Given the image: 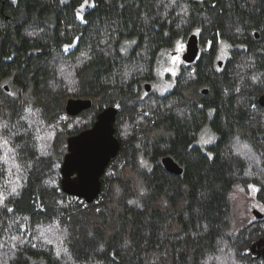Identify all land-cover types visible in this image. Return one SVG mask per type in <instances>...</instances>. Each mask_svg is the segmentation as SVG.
I'll use <instances>...</instances> for the list:
<instances>
[{
    "label": "trees",
    "instance_id": "trees-1",
    "mask_svg": "<svg viewBox=\"0 0 264 264\" xmlns=\"http://www.w3.org/2000/svg\"><path fill=\"white\" fill-rule=\"evenodd\" d=\"M193 34L199 63L143 98ZM262 97L264 0H0V264H264V219L228 232L236 185L264 208ZM111 106L121 148L87 204L61 188L67 141Z\"/></svg>",
    "mask_w": 264,
    "mask_h": 264
},
{
    "label": "water",
    "instance_id": "water-1",
    "mask_svg": "<svg viewBox=\"0 0 264 264\" xmlns=\"http://www.w3.org/2000/svg\"><path fill=\"white\" fill-rule=\"evenodd\" d=\"M199 53V37L193 34L187 40L183 60L192 64ZM219 63L223 64L222 61ZM6 89L8 90L7 87ZM146 90L150 92L151 85H146ZM260 103L264 106V97L260 99ZM91 108V100L70 99L66 112L70 117H78ZM118 113L119 110L114 106L106 108L98 114L91 128L68 139L67 154L61 168V188L65 194L82 199L87 204H93L100 196L105 171L121 148L116 136ZM162 164L171 174H183V168L171 157L163 158ZM253 215L257 220L264 219V213L257 209L253 210Z\"/></svg>",
    "mask_w": 264,
    "mask_h": 264
},
{
    "label": "flooded vegetation",
    "instance_id": "flooded-vegetation-1",
    "mask_svg": "<svg viewBox=\"0 0 264 264\" xmlns=\"http://www.w3.org/2000/svg\"><path fill=\"white\" fill-rule=\"evenodd\" d=\"M254 37L255 38H259V35L257 33H254ZM186 43H187V41L178 42V44L176 45L175 50L169 51L167 56H166V58H165V60H164V67L162 69L163 71L167 67V64L169 65L170 62H172L174 59H178V63L179 64L177 65V68L174 70V72H170L169 70L167 72H162L161 70L159 71L161 63H160V60L158 61L159 62L158 63V69H157L156 74L154 76V80L152 82L146 83L144 85V90H143V93H142L143 98H147V97H150L152 95L166 96L167 94H170L175 89V87H176V78L182 72V70L184 68L195 67L196 64L199 63V60L201 59V57H202V55L204 53L203 45L201 43L199 44L200 53H199V56L196 59V61L194 63H192V64H189V63H186L183 60V56H184V54L186 52ZM179 46H180V48H182L181 50H179ZM210 50H211V48H210V46H208L207 52H210ZM231 52H232V48L227 47L226 44L222 43L220 45V48L218 49V54H217V64H216V66H214V70L216 72L220 71V70L221 71L223 70V67L225 66V62L231 56ZM222 53H224L223 58H221V54ZM169 55H170V57L168 58ZM220 61L223 62L222 65H220V63H219ZM172 65H175V63H173ZM166 82L168 83V85L164 86ZM146 85H151V91L150 92H147ZM159 86H161V88L158 90ZM162 86L164 87L163 90H162ZM162 91H164L163 94L160 93ZM166 91H168V92H166ZM204 140L202 138H200L198 143H197V145L199 147H201V146H205L206 147L207 145H205L203 143ZM263 241H260L259 244L262 245ZM255 252H257V249H255ZM258 255H264V250L258 251Z\"/></svg>",
    "mask_w": 264,
    "mask_h": 264
},
{
    "label": "rangeland",
    "instance_id": "rangeland-1",
    "mask_svg": "<svg viewBox=\"0 0 264 264\" xmlns=\"http://www.w3.org/2000/svg\"><path fill=\"white\" fill-rule=\"evenodd\" d=\"M181 49L182 48H180L179 46V50ZM166 56L167 54L164 57H162V59L160 60L161 66L159 68V71L161 70L162 72H167L169 70L170 72H174V70L177 68V65L179 64L178 59H174L172 62H170L169 65L167 64V67L164 69V71L162 70L164 67V60ZM223 56H224V53L221 54V58H223ZM169 57L170 55L168 56V58ZM173 63H175V65H172ZM167 85L168 83L166 82L164 86H167ZM160 88L161 86L158 87V90ZM163 89L164 87L162 86V90ZM160 93L163 94L164 91ZM213 136L206 135L205 140L202 137V139L204 140L203 143L207 146H210L213 143H216L217 136L215 135ZM256 193H257V188L255 186L245 187L241 184L236 185L233 193H231L230 199L233 204V217H232V220L230 221L228 232L232 234L233 236H235L238 233V231L245 225H249L255 222L256 218L253 215L254 209H257L264 213V208L256 201ZM255 249H257V252H255ZM260 249H262V245L259 244V242H257L255 246L252 245L250 251L252 252L254 251L253 253L255 255H258V251H261Z\"/></svg>",
    "mask_w": 264,
    "mask_h": 264
}]
</instances>
